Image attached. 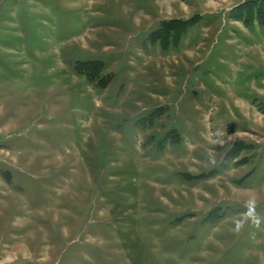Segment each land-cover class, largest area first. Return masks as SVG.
Segmentation results:
<instances>
[{"label": "rangeland", "instance_id": "1", "mask_svg": "<svg viewBox=\"0 0 264 264\" xmlns=\"http://www.w3.org/2000/svg\"><path fill=\"white\" fill-rule=\"evenodd\" d=\"M0 264H264V0H0Z\"/></svg>", "mask_w": 264, "mask_h": 264}]
</instances>
